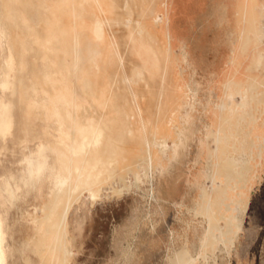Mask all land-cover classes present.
<instances>
[{"label":"rangeland","instance_id":"rangeland-1","mask_svg":"<svg viewBox=\"0 0 264 264\" xmlns=\"http://www.w3.org/2000/svg\"><path fill=\"white\" fill-rule=\"evenodd\" d=\"M42 1L29 0L10 25L25 68L17 76L23 97H15L13 132L0 139V177L17 172L41 140H56L75 124L73 107L42 90L46 82L54 92L52 79L75 59L71 47L56 52L59 40L39 47L38 38L57 27L54 4ZM116 1L115 15L123 20L109 29L116 34L118 63L111 64L108 81L120 99L102 101L101 71L94 89L75 77L70 88L82 94L85 116L120 121L127 129L120 133L107 124L97 143L110 161V181L96 195L84 189L72 198L62 231L68 264H264V0ZM249 17L255 25L245 44ZM59 24L69 27L71 18L64 15ZM108 43L112 63L113 39ZM145 62L146 79L139 70ZM152 63L158 67L153 75ZM168 81L177 92L165 113ZM151 84L156 106L144 118L134 102ZM181 86L188 98L178 112ZM160 122L171 138L159 131ZM134 127L138 140L132 141ZM119 142L136 144L133 162L114 160ZM155 150L161 154L152 161ZM48 195L45 186L10 205L9 264L40 263L26 246Z\"/></svg>","mask_w":264,"mask_h":264},{"label":"bare ground","instance_id":"bare-ground-1","mask_svg":"<svg viewBox=\"0 0 264 264\" xmlns=\"http://www.w3.org/2000/svg\"><path fill=\"white\" fill-rule=\"evenodd\" d=\"M100 1L101 4H96L95 7H92V1L88 7H81V13L84 14H87L88 9L90 11L94 9L95 17L94 20L90 18L89 21L85 18V20H81L78 24L81 28H88L89 26L90 29L92 25H94V38L90 37L89 43L87 39L81 41L79 49L81 52L84 46L86 49L88 46L90 47V53L89 55L80 54L79 62L82 67L83 63L94 61L95 67L90 68L89 71L84 69V67L77 71V69H75L76 66H74V69L69 70L62 81L58 80L61 84L56 85V90L54 92L47 91L46 87H44L45 85L41 84V86H43L42 90L49 94L50 97L60 96L62 99H65L68 103L69 111L73 107L70 112L73 114L74 126L68 129L64 128L62 132L56 136V140L50 137L39 142L38 145L43 146V151L36 159L44 166V173L39 178L29 179L25 172V166L21 164V161L29 156L30 153L35 152L37 147L23 155L20 160V168L17 172H9L4 177H0V240L3 241L2 244H0V251L3 252L5 264H9L10 260H8L9 248L6 220L11 204L22 197L28 196L31 192L35 194L43 192L45 186L49 188L48 199L41 207L42 213L33 217L34 234L28 241L26 249H33V251L39 255V264H68L70 253L68 252V247H66L67 245H64L62 231L72 198L77 196L78 193L84 189L88 190L91 195H96L101 188V184L105 181H110L112 177V174L109 173L108 164L110 161H105L103 148L97 143H99L101 136L109 126L118 127L120 133H125L124 129L127 128L123 126L120 121H92L91 117L85 116L82 113V108H80L82 107L80 106L82 94L73 92L70 88L72 85L71 75L77 76L82 82H87L88 78L95 82L98 72L111 62L110 51L107 49L110 38L105 30L106 20L103 14L112 12L110 6L111 2L109 0ZM12 8H15V6L9 7L8 0H0V139L3 140L13 132L16 122L15 97H23V92L20 88L21 82L17 80V76L24 69V60H22V58H16L14 55L12 47L9 44L8 26L2 21L4 15L8 17V12ZM63 10L65 11L66 7L60 6L57 7V9L54 8V13L57 14ZM254 25V19L249 17L248 26L245 28L246 34L243 43L246 44L248 39L251 38L250 32H252ZM135 42H137V38ZM155 72L156 68L154 66L152 75ZM142 73V71L138 72V80L143 78ZM185 87L181 86L178 91V112L183 111L184 104L188 98V92ZM154 92V85L151 84L144 97L135 99L134 103L138 109H140L141 117L151 118L156 106ZM176 92L177 91L174 90L173 86L168 81L163 100V111L165 113L172 102L175 101ZM102 95L104 97L102 101L105 105L110 104L112 100L111 96L114 95L111 85L105 84L102 87ZM74 106L76 107L74 108ZM107 124H109V126ZM256 127H259V125ZM158 128L161 133L164 132L169 138L173 136L172 133L168 132L164 127V122H160ZM129 129L133 134L130 136L131 140H138L135 136L139 129L136 130L137 128L135 129V127ZM65 140H67V142H63ZM66 144L69 146L68 148ZM133 146H136V144L129 145L128 143V145H126L125 142H119L117 146L114 147L117 155L114 160L129 164L132 150L134 152L133 154L137 153V150L133 149ZM160 154V150L152 151L151 160L153 161L154 158H158ZM133 161L134 158L131 162ZM102 173H105L104 176H102ZM57 176L67 178V185L63 188L55 187L54 179ZM101 177L103 178L101 179ZM210 208L216 209V206L210 203ZM65 242H68L67 237ZM11 256L12 255H10V257Z\"/></svg>","mask_w":264,"mask_h":264},{"label":"crops","instance_id":"crops-1","mask_svg":"<svg viewBox=\"0 0 264 264\" xmlns=\"http://www.w3.org/2000/svg\"><path fill=\"white\" fill-rule=\"evenodd\" d=\"M92 1V2H91ZM51 0V3L54 4V6L51 8V13H52V20L51 23L52 24H57V27L51 32V34L46 37L45 39H41L42 37L38 38V43H39V47L42 50H45L47 48H52V46L54 45L55 42H57V40L60 41V43L62 44L60 46V48L56 49V52L58 53L59 51L62 50H66L67 47H71L73 54H74V62L72 67L68 68L67 71L65 72V70H63V68L59 71V73L57 72V74L55 75L56 78L52 81L55 82L56 85H60L61 82H59L58 80H63L64 77L66 76V74L68 73L69 70L74 69V66H76L75 69H77V71H79L81 68L84 67V69H87L89 71L90 68H94L95 64L94 61L92 62H88V63H83L82 67H81V63L79 62V57L80 54L82 55H89L90 53V47L84 46L83 50L80 52V43L81 41L87 39V42L89 43L90 37L94 38V25H92V28L90 29L89 26L88 28H81L79 27V22L81 20H85V18L87 19V21H89L90 18H92L94 20V9L92 11H90L88 9L87 14L81 13V7H85L90 4V2L92 3V7H95L96 4L100 5L101 1L100 0ZM110 6L112 8V12L111 13H103L105 20H106V33L109 35L110 38L113 39L114 41V46L113 49L115 50V60L112 63H108L106 66H104L101 69V79H100V83L99 85H97L94 81L90 80L89 78L87 79V86L89 87L90 90L94 89L95 86H100V85H111V83L108 81V75L112 69V65L113 66L116 64V60L118 58L117 54H118V49H117V40H116V34H112L110 32V26L113 25V22H118L121 23V21L123 20L122 18H119L117 20L118 17H116L115 15V7L117 4L116 0H109ZM42 2H44L45 4H48L49 1L47 0H43ZM29 0H8V5L9 7L11 6H15V8H12L11 10H9L8 12V17H6L5 15L3 16L2 21L7 24L8 26V31H9V44L12 47V51L14 53V55L16 56V58H22V60H24V68H25V59L23 56L19 57L18 55V50H17V44L16 41L13 38V34L12 31L10 29V25L11 23L16 22V18L19 15V11L20 9L25 8L28 4H29ZM128 3V0L126 2V5ZM60 6H64L66 7V10L61 11L60 13L55 14L54 13V8L57 9V7ZM85 12V11H84ZM64 15H68L71 18V24L69 27L64 26L63 24H59L58 23H62V19ZM26 44V40H22L21 45L24 46ZM77 46V48H76ZM118 63V62H117ZM148 63H142L141 67L139 68V70L144 71V77L146 79V76L149 77V71L146 68V65ZM149 65V64H148ZM152 65H154V63H152ZM157 71V65H154ZM77 78L78 80H80L77 76H73L71 75V79L73 80V78ZM150 78V77H149ZM106 80V81H105ZM83 83V84H82ZM82 86L85 85V82H82ZM43 85H46V82L42 83ZM84 87V86H83ZM114 89V88H113ZM114 96L112 98V101L117 98L120 99V96L118 97L117 94H115L114 90H113ZM88 94V93H87ZM88 96H90V92L88 94ZM117 100V99H116Z\"/></svg>","mask_w":264,"mask_h":264},{"label":"clouds","instance_id":"clouds-1","mask_svg":"<svg viewBox=\"0 0 264 264\" xmlns=\"http://www.w3.org/2000/svg\"><path fill=\"white\" fill-rule=\"evenodd\" d=\"M43 151V146L38 145L35 152L29 154V156L25 157L21 164L25 166V172L29 179L39 178L44 173V166L38 162L36 159L40 156ZM68 179L64 177L57 176L54 179V185L57 188H63L67 185ZM2 240H0V244H2ZM0 264H5V260L3 258V252L0 251Z\"/></svg>","mask_w":264,"mask_h":264}]
</instances>
